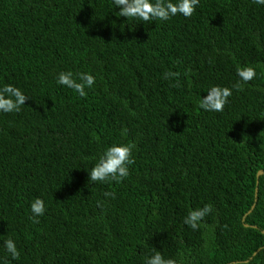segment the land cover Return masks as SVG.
Returning a JSON list of instances; mask_svg holds the SVG:
<instances>
[{"label":"trees","instance_id":"1","mask_svg":"<svg viewBox=\"0 0 264 264\" xmlns=\"http://www.w3.org/2000/svg\"><path fill=\"white\" fill-rule=\"evenodd\" d=\"M119 10L0 0V88L30 98L0 112V264H145L154 249L178 264H264V4L200 0L191 17L149 22ZM238 65L256 70L241 91ZM62 71L95 84L81 97ZM212 86L232 88L221 112L199 107ZM113 144L134 146L128 177L89 180ZM206 204L193 230L184 218Z\"/></svg>","mask_w":264,"mask_h":264},{"label":"clouds","instance_id":"2","mask_svg":"<svg viewBox=\"0 0 264 264\" xmlns=\"http://www.w3.org/2000/svg\"><path fill=\"white\" fill-rule=\"evenodd\" d=\"M199 2L200 0H113L115 7L120 9L119 17L139 19L142 22L167 21L177 14L191 17ZM255 2L264 4V0H255ZM236 74L239 81L233 85V88L241 91L244 84L256 77V70L252 66L238 65ZM179 75L178 72L171 71L164 74L165 79H177L174 87L179 86ZM76 76L77 79H74L71 71H62L58 74L57 82L84 97L87 95L85 88H91L95 84V77L89 73H78ZM207 93L206 98H200L199 107L205 111L221 112L232 95V88L212 86ZM29 99L19 88L6 84L0 88V112H19ZM133 147V145L127 144H113L107 147L88 171L89 180L93 182L122 181L128 177L129 166L135 163L132 156ZM105 195L111 194L105 193ZM30 207L33 214L32 220L34 223H38L37 217L42 216L45 212L44 201L41 198H35ZM212 211L213 208L210 204L191 210L184 218V223L196 230L200 222ZM4 247L13 260L19 259L20 252L11 238L4 241ZM145 264H178V262L173 258H164L160 251L154 249L153 254L146 258Z\"/></svg>","mask_w":264,"mask_h":264},{"label":"water","instance_id":"3","mask_svg":"<svg viewBox=\"0 0 264 264\" xmlns=\"http://www.w3.org/2000/svg\"><path fill=\"white\" fill-rule=\"evenodd\" d=\"M262 173H263V171H262V170H260L258 174H262Z\"/></svg>","mask_w":264,"mask_h":264}]
</instances>
